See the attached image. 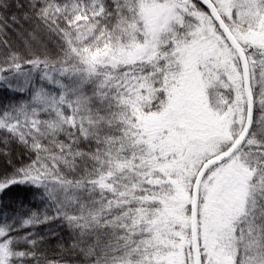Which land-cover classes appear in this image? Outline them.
<instances>
[{"label":"snow or ice","instance_id":"1","mask_svg":"<svg viewBox=\"0 0 264 264\" xmlns=\"http://www.w3.org/2000/svg\"><path fill=\"white\" fill-rule=\"evenodd\" d=\"M0 264H264V0H0Z\"/></svg>","mask_w":264,"mask_h":264},{"label":"trees","instance_id":"2","mask_svg":"<svg viewBox=\"0 0 264 264\" xmlns=\"http://www.w3.org/2000/svg\"><path fill=\"white\" fill-rule=\"evenodd\" d=\"M0 95L6 96V95H7V93H0Z\"/></svg>","mask_w":264,"mask_h":264}]
</instances>
